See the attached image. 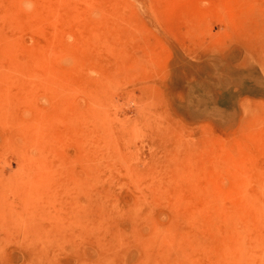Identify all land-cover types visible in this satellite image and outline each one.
<instances>
[{"label": "rangeland", "instance_id": "1", "mask_svg": "<svg viewBox=\"0 0 264 264\" xmlns=\"http://www.w3.org/2000/svg\"><path fill=\"white\" fill-rule=\"evenodd\" d=\"M22 1L0 0V264L144 238L206 264L251 208L228 262L264 264V0Z\"/></svg>", "mask_w": 264, "mask_h": 264}, {"label": "bare ground", "instance_id": "2", "mask_svg": "<svg viewBox=\"0 0 264 264\" xmlns=\"http://www.w3.org/2000/svg\"><path fill=\"white\" fill-rule=\"evenodd\" d=\"M21 2V0H19ZM22 2H26V0H23ZM22 4V3H21ZM252 220V222H248L245 218L241 219L240 221H238L237 217H240L242 215L241 212H239V214H236V216L232 217L229 216L227 219V223L225 226V230H224V235H226L228 238H226L216 249H215V254L213 256L212 259L210 260H206L204 261L206 264H215L217 261V258L222 257L224 258V260L222 262H224V264H229L228 262V258L230 257L228 254H230V252H239L240 247L242 245V243L244 242V237H246V232L249 228H251L250 225H260L258 217H259V212L257 210H253L252 208L250 210H246ZM194 233H192L193 236ZM251 237H253L251 235ZM120 239V238H117ZM228 239V240H227ZM262 239V238H261ZM262 243V240H261ZM136 244V242H135ZM154 243L152 240H146L145 238L141 241L137 242V247L134 251H132V249L130 248L128 251H125L124 254H122L120 257H118V259L122 260V264L126 263V259L128 258V256L134 254L135 252H137V250H139L140 252H142L144 255L146 254V257L148 258V263L146 264H173L172 261L175 259L174 257H172L171 255H173L172 252V248H170L169 246H167L165 249L162 250L161 253L158 254V252H153L154 249ZM199 244H195L193 246H191L194 255H196V253L202 252L203 249H201L200 247H202ZM172 247V246H171ZM203 248V247H202ZM98 255H99V260L94 262V263H87V264H111L109 262L108 257L110 258L112 255H116L113 251H110V253H112L111 255L109 254H105V252L102 251L101 247L98 249ZM255 252H251V255H254ZM219 254V255H218ZM218 255V256H217ZM258 255V254H257ZM260 257H262L264 259V254L263 256L261 255ZM107 258V259H106ZM157 261L156 263L151 262V259H156ZM87 261H84V263H86ZM26 264H61L58 262L57 259V255L56 256H50L47 254L43 255H33V257L29 258V261L26 262Z\"/></svg>", "mask_w": 264, "mask_h": 264}]
</instances>
